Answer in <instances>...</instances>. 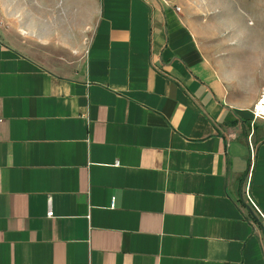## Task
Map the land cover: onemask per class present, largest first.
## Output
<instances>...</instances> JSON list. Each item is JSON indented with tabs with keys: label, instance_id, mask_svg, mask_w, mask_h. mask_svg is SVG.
<instances>
[{
	"label": "crops",
	"instance_id": "1",
	"mask_svg": "<svg viewBox=\"0 0 264 264\" xmlns=\"http://www.w3.org/2000/svg\"><path fill=\"white\" fill-rule=\"evenodd\" d=\"M182 9L0 0V264H264V57Z\"/></svg>",
	"mask_w": 264,
	"mask_h": 264
},
{
	"label": "rangeland",
	"instance_id": "2",
	"mask_svg": "<svg viewBox=\"0 0 264 264\" xmlns=\"http://www.w3.org/2000/svg\"><path fill=\"white\" fill-rule=\"evenodd\" d=\"M194 21L200 42L209 41L218 54H259L264 57V0H174ZM182 9V11H183ZM264 58L244 71L248 93L260 95L264 89ZM257 89V90H256ZM257 92V93H256Z\"/></svg>",
	"mask_w": 264,
	"mask_h": 264
},
{
	"label": "built area",
	"instance_id": "3",
	"mask_svg": "<svg viewBox=\"0 0 264 264\" xmlns=\"http://www.w3.org/2000/svg\"><path fill=\"white\" fill-rule=\"evenodd\" d=\"M174 9L176 10V11H180V8L178 7V6H174ZM261 98H264V89H263V92H262V94L260 95V98H259V100H258V102H257V104H260L261 102H262V99ZM257 104L255 105V107H254V118L256 119V118H262V117H264V116H262V115H259L258 114V110H257ZM247 199H248V201H249V203L251 204V206L260 214V216L262 217V219H263V221H264V216L261 214V212L258 210V208H257V206L254 204V202L250 199V197L248 196V194H247ZM47 216L48 217H52L53 216V212H52V210H51V208H50V202H49V208H48V211H47Z\"/></svg>",
	"mask_w": 264,
	"mask_h": 264
},
{
	"label": "bare ground",
	"instance_id": "4",
	"mask_svg": "<svg viewBox=\"0 0 264 264\" xmlns=\"http://www.w3.org/2000/svg\"><path fill=\"white\" fill-rule=\"evenodd\" d=\"M262 102L257 104L258 114L264 116V98H261Z\"/></svg>",
	"mask_w": 264,
	"mask_h": 264
}]
</instances>
